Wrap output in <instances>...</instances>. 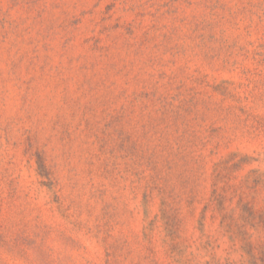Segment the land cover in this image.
Returning a JSON list of instances; mask_svg holds the SVG:
<instances>
[{
	"label": "rangeland",
	"instance_id": "1",
	"mask_svg": "<svg viewBox=\"0 0 264 264\" xmlns=\"http://www.w3.org/2000/svg\"><path fill=\"white\" fill-rule=\"evenodd\" d=\"M0 264H264V0H0Z\"/></svg>",
	"mask_w": 264,
	"mask_h": 264
}]
</instances>
